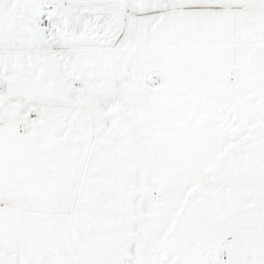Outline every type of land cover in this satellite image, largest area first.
<instances>
[{
	"label": "snow or ice",
	"instance_id": "snow-or-ice-1",
	"mask_svg": "<svg viewBox=\"0 0 264 264\" xmlns=\"http://www.w3.org/2000/svg\"><path fill=\"white\" fill-rule=\"evenodd\" d=\"M0 264H264V0H0Z\"/></svg>",
	"mask_w": 264,
	"mask_h": 264
}]
</instances>
